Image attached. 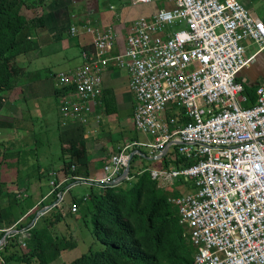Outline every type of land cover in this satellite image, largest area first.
<instances>
[{
    "label": "built area",
    "instance_id": "1",
    "mask_svg": "<svg viewBox=\"0 0 264 264\" xmlns=\"http://www.w3.org/2000/svg\"><path fill=\"white\" fill-rule=\"evenodd\" d=\"M162 1L168 4L132 22L121 53L112 54L113 27L70 25L71 35H90L92 50L82 51L80 67L54 76L60 126L99 121L102 73L115 62L130 76L133 124L152 136L142 143L150 156L161 161L172 152L173 159L193 161L148 168L161 188L183 181L168 200L194 246L193 264H264V86L257 88L255 103L245 105L248 97L237 79L255 57L247 55L246 40L256 52L264 50V20L239 0ZM175 109L180 120L168 115ZM127 148L111 155L100 182L121 175L130 160ZM71 179L81 177L54 179L52 192ZM69 188L58 192L54 206ZM70 209L75 213L78 205L71 202ZM2 230L0 249L17 232Z\"/></svg>",
    "mask_w": 264,
    "mask_h": 264
},
{
    "label": "trees",
    "instance_id": "2",
    "mask_svg": "<svg viewBox=\"0 0 264 264\" xmlns=\"http://www.w3.org/2000/svg\"><path fill=\"white\" fill-rule=\"evenodd\" d=\"M45 1L31 0L28 4V0H0V110L7 100L6 93L17 86L24 72L18 62L20 52L36 46L30 35L34 29L45 26L43 16H31L23 10L41 7ZM57 94L59 95V91ZM252 94L250 103L254 104L256 96ZM106 106V111L110 112L107 103ZM11 126L12 122L0 119V128ZM60 143L59 160L64 163L66 172L72 176L88 178L90 155L83 125L64 128L60 132ZM169 153L172 156V152ZM169 153L159 162L162 167H180L193 162L185 158L169 159ZM5 155L4 149L0 148L2 229L15 226L13 224L25 212L20 210L22 204L17 202L18 192H8L2 187L1 165ZM137 156L140 155L135 153L131 159L129 179L115 186L87 179V182H91L90 191L82 196L71 195L69 203L75 202L78 205L77 218L85 224L93 243L89 244V249L82 255L62 264H193L194 246L185 235L177 208L168 200L178 192L174 191L170 195L159 187L158 181L152 178L147 167L137 170L133 165ZM72 166L75 168L72 169ZM79 181L82 180L71 179L60 186L50 202L58 198V192H64L71 183ZM71 189L72 187L65 194L71 193ZM25 193L22 191L18 195ZM2 198H9L6 207H2ZM28 199L29 197L24 198L25 201ZM36 212L37 210L30 212L25 222H19L14 227L18 233H13L6 239L0 249L3 264L12 261L22 264H51L63 251L77 247L78 240L71 235L66 237V231H62V227H69L70 219L76 218L70 204L64 200L52 210L47 209L29 226ZM26 228L28 236L21 232ZM3 235L1 230L0 238Z\"/></svg>",
    "mask_w": 264,
    "mask_h": 264
},
{
    "label": "crops",
    "instance_id": "3",
    "mask_svg": "<svg viewBox=\"0 0 264 264\" xmlns=\"http://www.w3.org/2000/svg\"><path fill=\"white\" fill-rule=\"evenodd\" d=\"M239 1L251 13L264 20V0ZM29 2L28 4H30ZM165 4H168V2L162 0L138 4H132L130 0H104V3H101L100 0H46L41 7L34 6L29 9L34 13L32 16L40 15L45 18V26L34 29L31 34L36 46L30 50H22L21 48L18 62L23 67L24 72L0 110V113L4 109L10 112L13 110L14 113L7 116L9 119L0 117L1 120L13 122V118L16 120L17 117L27 118L30 116L32 108L41 99H49L50 101L54 99V103L58 108L55 74L80 67L83 64L82 51L92 50L90 35H71L69 32L71 24L90 22L102 28L113 27L117 32V38L112 54L121 53L125 49L126 35L132 22L140 16L150 15ZM245 44L247 55L255 54V57L246 67L240 70L237 79L243 85L244 93L248 97L245 105H252L250 103L251 93L257 97V88L264 86V50L256 52L258 48L250 40H246ZM129 77L125 69L116 66L115 62L109 63L102 73L103 93L96 107V113L99 114L100 119L96 121L93 118L88 125H83L92 162L97 160V162H102L103 171L104 165L112 154L126 146L130 150L144 147L142 143H146L150 139L146 134L140 133L136 137L133 134L136 131L132 119L135 97L130 90ZM106 103L109 105L110 112L106 111ZM24 111H28V115L23 116ZM178 117L180 116L178 115ZM130 119H132V123L129 121ZM58 123L61 127L59 119ZM62 130L64 129L61 128ZM43 149H41V152ZM134 152L138 153L137 151ZM9 155L7 156L9 157ZM43 155L46 158L48 157L47 153H43ZM59 162L49 166V169H47L48 177L49 172L57 168ZM155 166H158V164H155ZM103 177L97 174L95 177L89 175L88 178L90 180H100ZM24 195L28 196L27 193ZM46 195L43 196V200H47L48 197L44 199ZM18 197L20 196L18 195ZM39 201L31 203V206L14 223L15 226L19 222H25L30 212L39 211L40 208L36 209L38 207L36 204ZM2 228L0 223V232ZM0 264H3L1 255ZM4 264L6 263L4 262Z\"/></svg>",
    "mask_w": 264,
    "mask_h": 264
},
{
    "label": "rangeland",
    "instance_id": "4",
    "mask_svg": "<svg viewBox=\"0 0 264 264\" xmlns=\"http://www.w3.org/2000/svg\"><path fill=\"white\" fill-rule=\"evenodd\" d=\"M100 2L104 3V0H100ZM23 11L31 16L34 14L32 10L25 9ZM10 93L11 91H8L6 93V97H8ZM13 113V110L10 112L9 110L4 109L0 113V117L9 119L7 116ZM177 113L178 109L168 110V115L176 119H178ZM22 115H28V111H24ZM59 118V109L55 105L54 99L51 101L49 99H41L39 103H37L30 111V116L27 118L17 117V120L13 118L11 127L0 128V148H2V150L4 149L6 153L4 161L1 165V180L3 182L2 187L8 192L17 190L16 192H18V194L22 191H26L28 196L21 194L20 197H18L17 194V197L19 198L17 202L22 204L20 206V210L26 211L31 206V203H35L39 200L40 201L36 204V206H38L36 209L40 208L39 211L44 210V212H46L45 210L47 209L52 210L54 205L50 204V200L52 199V195L55 190L52 192L53 186L51 182L54 179L60 181L64 178V176H71V174L66 172L64 163L59 162L61 155V143L59 139L61 127H59L58 123ZM129 121L132 123V119ZM136 131L133 133L135 137L140 135V133ZM148 136L150 137L148 142H152V136ZM42 148L44 149L41 152ZM128 151L131 150L128 149ZM139 151L142 154L137 153L140 156L134 158L133 161V165H137V170H142L149 166L154 167L155 164H158L159 166V161L152 159L149 160L146 158L150 155V150L147 146L141 147ZM43 153H47L48 157L46 158ZM7 155H9V157ZM168 156L169 159L172 158L171 153H169ZM97 161L92 162V157L90 156L88 166L90 177H95L97 174L102 175V177L105 175L102 162L100 163V161ZM57 162H59L57 165L58 167L50 171L48 177L47 169H49L51 164H56ZM19 170L20 172H18ZM50 173H55L56 176L53 177ZM85 179L90 178H83L82 181L76 182L75 184L71 183L69 185L72 187L71 193L68 192L65 194V201L68 205L70 204L71 195L78 194L82 196V194H86L90 191V183ZM181 186H183V181L177 179L174 185L168 186L165 190L171 195L174 191L178 192V188ZM186 189H188V187ZM47 193L48 195H46ZM44 195H46L44 199L48 197L47 200L42 199ZM26 197H29V199L25 201L24 198ZM8 199L9 198H2V207H6L9 204ZM74 216H76V218L69 220V227H62V231H66V237L69 238L71 235V237L77 239L78 245L74 249H67L63 251L61 256L56 261L54 260L51 264L70 262L86 252L89 249V244L93 243V239L85 227V224L77 218V216H79L78 211L75 212ZM31 223L32 221L29 222V225ZM63 225H65V223H63ZM11 227L14 228L15 226ZM9 264L22 263L12 261Z\"/></svg>",
    "mask_w": 264,
    "mask_h": 264
},
{
    "label": "water",
    "instance_id": "5",
    "mask_svg": "<svg viewBox=\"0 0 264 264\" xmlns=\"http://www.w3.org/2000/svg\"><path fill=\"white\" fill-rule=\"evenodd\" d=\"M139 154H142V153L139 151ZM132 156H133V153L130 154V161L128 163V166L123 170L122 174L119 177L110 180L109 181V185H115L118 181H122V180H125V179H128L129 178L130 163H131ZM149 158H151V157H149ZM43 212H44V210L38 211L31 224H33L36 221V219L39 217V215H41V213H43Z\"/></svg>",
    "mask_w": 264,
    "mask_h": 264
},
{
    "label": "clouds",
    "instance_id": "6",
    "mask_svg": "<svg viewBox=\"0 0 264 264\" xmlns=\"http://www.w3.org/2000/svg\"><path fill=\"white\" fill-rule=\"evenodd\" d=\"M31 36V35H30ZM57 90V89H56ZM58 91V90H57ZM62 128V127H61ZM62 129H64V128H62ZM140 133V132H139ZM142 134H144V133H142ZM144 146H146V145H144ZM124 148V147H123ZM128 149H129V147L127 148V151H128ZM120 151V150H119ZM135 151H137L138 153H139V149H136ZM118 152V151H117ZM129 152V154H132L133 153V155L135 154V152L134 151H128ZM116 153V152H115ZM137 154V153H136ZM133 157V156H132ZM149 157H151L150 155H149ZM132 159V158H131ZM151 159H154L153 157H151ZM109 160H110V158H109ZM108 160V161H109ZM154 160H157V159H154ZM130 161V160H129ZM157 161H159V160H157ZM159 162H161V161H159ZM130 165H131V163H130ZM159 166H160V164H159ZM148 168H152V167H147V170H148ZM122 174V173H121ZM119 177V176H118ZM130 178V177H129ZM128 178V179H129ZM83 179V177H81V180ZM85 180H87V179H85ZM90 180V179H89ZM93 181V180H92ZM123 181V180H122ZM122 181H118L115 185H118V184H120ZM97 182H100V180H98ZM90 184H91V182H89ZM73 184H75V183H73ZM109 185V184H108ZM115 185H111V186H115ZM165 189V188H164ZM172 196V195H171ZM54 202H52L51 204H53ZM46 211V210H45ZM32 225V224H31ZM30 225V226H31ZM15 229V228H14ZM16 231H17V233H18V230L17 229H15ZM23 230H26V233L25 234H28L27 233V228L26 229H23ZM22 235H24L23 233H22ZM4 236V235H3ZM3 236L0 238V240L3 238Z\"/></svg>",
    "mask_w": 264,
    "mask_h": 264
}]
</instances>
